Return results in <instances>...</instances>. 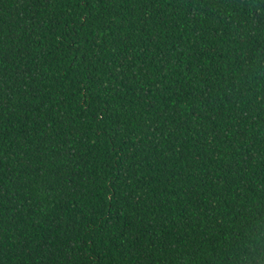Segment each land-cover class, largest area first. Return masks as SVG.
Returning a JSON list of instances; mask_svg holds the SVG:
<instances>
[{
    "label": "trees",
    "instance_id": "trees-1",
    "mask_svg": "<svg viewBox=\"0 0 264 264\" xmlns=\"http://www.w3.org/2000/svg\"><path fill=\"white\" fill-rule=\"evenodd\" d=\"M0 264H264V0H0Z\"/></svg>",
    "mask_w": 264,
    "mask_h": 264
}]
</instances>
